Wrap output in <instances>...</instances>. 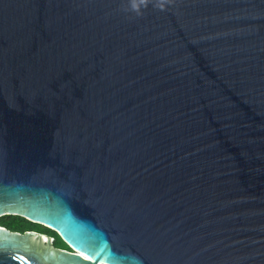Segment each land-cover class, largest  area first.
Wrapping results in <instances>:
<instances>
[{
	"label": "water",
	"instance_id": "obj_1",
	"mask_svg": "<svg viewBox=\"0 0 264 264\" xmlns=\"http://www.w3.org/2000/svg\"><path fill=\"white\" fill-rule=\"evenodd\" d=\"M4 216L70 251L0 264H264V0H0Z\"/></svg>",
	"mask_w": 264,
	"mask_h": 264
},
{
	"label": "trees",
	"instance_id": "obj_2",
	"mask_svg": "<svg viewBox=\"0 0 264 264\" xmlns=\"http://www.w3.org/2000/svg\"><path fill=\"white\" fill-rule=\"evenodd\" d=\"M0 226L9 229L12 232L25 233L28 231H36L41 234H46L50 238H54L57 248L70 251L69 247L61 240L56 232L46 229L38 224H34L20 216H4L0 218Z\"/></svg>",
	"mask_w": 264,
	"mask_h": 264
},
{
	"label": "rangeland",
	"instance_id": "obj_3",
	"mask_svg": "<svg viewBox=\"0 0 264 264\" xmlns=\"http://www.w3.org/2000/svg\"><path fill=\"white\" fill-rule=\"evenodd\" d=\"M34 244H37V245H41V246H42V244H40V243L37 242V241H34ZM37 248H40V246H37Z\"/></svg>",
	"mask_w": 264,
	"mask_h": 264
},
{
	"label": "flooded vegetation",
	"instance_id": "obj_4",
	"mask_svg": "<svg viewBox=\"0 0 264 264\" xmlns=\"http://www.w3.org/2000/svg\"><path fill=\"white\" fill-rule=\"evenodd\" d=\"M53 240H52V245L55 247V248H57V246L55 245V242H54V238H52ZM59 249V248H58Z\"/></svg>",
	"mask_w": 264,
	"mask_h": 264
},
{
	"label": "bare ground",
	"instance_id": "obj_5",
	"mask_svg": "<svg viewBox=\"0 0 264 264\" xmlns=\"http://www.w3.org/2000/svg\"><path fill=\"white\" fill-rule=\"evenodd\" d=\"M48 239L44 237V239L42 241H47ZM86 258V257H85Z\"/></svg>",
	"mask_w": 264,
	"mask_h": 264
},
{
	"label": "clouds",
	"instance_id": "obj_6",
	"mask_svg": "<svg viewBox=\"0 0 264 264\" xmlns=\"http://www.w3.org/2000/svg\"><path fill=\"white\" fill-rule=\"evenodd\" d=\"M53 240V239H52Z\"/></svg>",
	"mask_w": 264,
	"mask_h": 264
}]
</instances>
